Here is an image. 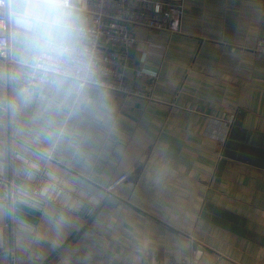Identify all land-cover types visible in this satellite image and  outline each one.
I'll use <instances>...</instances> for the list:
<instances>
[{"label": "crops", "instance_id": "obj_1", "mask_svg": "<svg viewBox=\"0 0 264 264\" xmlns=\"http://www.w3.org/2000/svg\"><path fill=\"white\" fill-rule=\"evenodd\" d=\"M263 37L264 0H186L180 32L137 27L124 76L150 98L109 93L103 129L0 79V264H264ZM50 119L67 131L48 142ZM18 158L50 184L37 222L2 198Z\"/></svg>", "mask_w": 264, "mask_h": 264}, {"label": "clouds", "instance_id": "obj_2", "mask_svg": "<svg viewBox=\"0 0 264 264\" xmlns=\"http://www.w3.org/2000/svg\"><path fill=\"white\" fill-rule=\"evenodd\" d=\"M86 0H0V55L14 68L0 79H20V97H42L45 112L67 109L77 119L103 129L113 121L110 94L94 47ZM66 127L47 121L41 136L51 142Z\"/></svg>", "mask_w": 264, "mask_h": 264}, {"label": "built area", "instance_id": "obj_3", "mask_svg": "<svg viewBox=\"0 0 264 264\" xmlns=\"http://www.w3.org/2000/svg\"><path fill=\"white\" fill-rule=\"evenodd\" d=\"M86 4L94 34L93 43L102 63L104 86L108 93L149 99L147 92L125 80L127 51L136 41L137 27L180 32L186 0H86ZM256 48L264 53V37ZM16 81L24 85L20 79ZM128 177V173H123L114 178L106 187L108 196H114L117 187ZM34 193L38 194V190Z\"/></svg>", "mask_w": 264, "mask_h": 264}, {"label": "water", "instance_id": "obj_4", "mask_svg": "<svg viewBox=\"0 0 264 264\" xmlns=\"http://www.w3.org/2000/svg\"><path fill=\"white\" fill-rule=\"evenodd\" d=\"M19 162H15V175L12 173L8 177V180L3 182L6 189L7 197H2L3 200L8 202L10 213H12V207L14 204L15 215L20 219H33L37 222L40 216L41 206L46 203V199H52L51 193H49L50 184L45 179H40L37 183L39 169H27L24 167L22 158ZM2 175V172H0ZM2 180V179H1ZM2 182V181H1ZM34 184H38L40 191L38 194L31 192Z\"/></svg>", "mask_w": 264, "mask_h": 264}]
</instances>
